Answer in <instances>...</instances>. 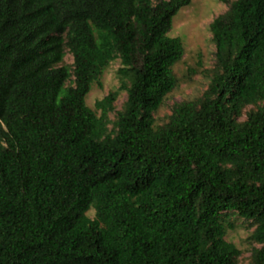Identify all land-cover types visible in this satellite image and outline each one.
<instances>
[{
  "label": "trees",
  "instance_id": "trees-1",
  "mask_svg": "<svg viewBox=\"0 0 264 264\" xmlns=\"http://www.w3.org/2000/svg\"><path fill=\"white\" fill-rule=\"evenodd\" d=\"M191 1L0 0V264H238L239 218L264 264V0L212 21L207 89L160 124Z\"/></svg>",
  "mask_w": 264,
  "mask_h": 264
},
{
  "label": "rangeland",
  "instance_id": "rangeland-1",
  "mask_svg": "<svg viewBox=\"0 0 264 264\" xmlns=\"http://www.w3.org/2000/svg\"><path fill=\"white\" fill-rule=\"evenodd\" d=\"M230 1L232 0H192L175 16L169 34L182 38L185 54L174 67L179 80L178 85L167 95L164 104L154 114L157 123L161 124L167 120L176 103L200 97L207 89L210 80L208 70L215 64L216 53L210 24L217 16L229 9ZM64 63H73V55L68 50H66ZM120 66L119 59L113 61L102 75L101 84L92 85L86 98L89 106L94 108L97 99L103 98L110 90L119 87L117 71ZM126 98L127 92H122L115 102L116 111L121 109ZM110 118H115V111L110 113ZM89 214L93 216L94 210H91ZM234 221L236 227L229 230L226 238L234 242L241 250L238 264H251L254 248L261 246L250 237L255 227L240 218Z\"/></svg>",
  "mask_w": 264,
  "mask_h": 264
}]
</instances>
